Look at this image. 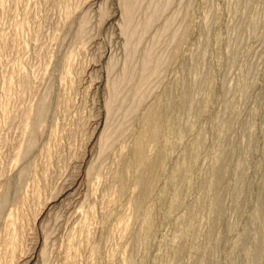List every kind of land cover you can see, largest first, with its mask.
Masks as SVG:
<instances>
[{
  "label": "rangeland",
  "instance_id": "rangeland-1",
  "mask_svg": "<svg viewBox=\"0 0 264 264\" xmlns=\"http://www.w3.org/2000/svg\"><path fill=\"white\" fill-rule=\"evenodd\" d=\"M0 264H264V0H0Z\"/></svg>",
  "mask_w": 264,
  "mask_h": 264
},
{
  "label": "bare ground",
  "instance_id": "bare-ground-1",
  "mask_svg": "<svg viewBox=\"0 0 264 264\" xmlns=\"http://www.w3.org/2000/svg\"><path fill=\"white\" fill-rule=\"evenodd\" d=\"M148 131H149V130H148ZM150 131H151V130H150ZM143 133H144V132H143ZM145 134H146V133H145ZM149 134H150V133H149ZM154 134H155V133H154ZM152 135H153V134H152ZM145 136H146V135H145ZM147 136H148V135H147ZM142 137H143V136H142ZM142 137H141V138H142ZM143 139H144V138H143ZM141 141H142V143H143V142L146 141V140H141ZM142 143L140 142L139 145H140V144L142 145ZM143 145H144V144H143ZM139 147H140V146H139ZM139 147H138V148H139ZM143 148H144V147H143ZM139 150H141L140 153H139V151H138L139 154H144V153H142V150H143V149L139 148ZM143 151H144V150H143ZM139 154H138V155H139ZM141 157H142V156H141ZM139 158H140V156H139ZM219 175H220V174H219ZM221 175H222V174H221ZM151 178H152V177H151ZM149 180H150V179H149ZM149 182H151V181H149ZM147 184H149V183H147ZM150 184H151V183H150ZM146 186L148 187V185H146ZM151 187H152V186H151ZM148 188H149V187H148ZM148 188H147V189H148ZM146 195H147V194H146Z\"/></svg>",
  "mask_w": 264,
  "mask_h": 264
}]
</instances>
